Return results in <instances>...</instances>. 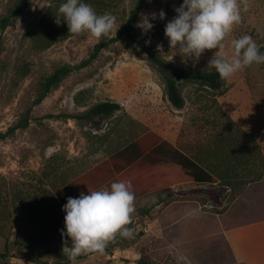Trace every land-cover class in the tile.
<instances>
[{"label": "rangeland", "instance_id": "374dc122", "mask_svg": "<svg viewBox=\"0 0 264 264\" xmlns=\"http://www.w3.org/2000/svg\"><path fill=\"white\" fill-rule=\"evenodd\" d=\"M63 2L27 0L2 28V18L16 0H0V132H9L0 139V264L69 261L62 251L65 240L60 231L65 212L55 192L87 169L82 157L88 154L90 143L114 130L112 119L97 125L82 117L102 101L121 102L131 96L139 134L156 129L217 172L230 176L229 186L219 184L218 202L208 194L190 196L205 209L228 207L240 187L264 178V64H253L222 80L217 90L181 80L185 105L178 108L168 99L157 66L135 41L122 38L37 101L47 76L66 63L89 59L95 45L115 36L141 0H86L98 14L116 17L114 30L99 41L89 33H49L48 25L56 23ZM182 2L146 0L139 20L142 13L161 9L167 16L156 20L147 35L137 28L138 36L179 68L212 70L208 62L216 49H206L193 65L191 59L185 61L169 47L165 24L176 15L174 6ZM238 2L241 21L224 41L229 58L233 38L251 35L258 46L264 44V0ZM149 38L151 44L145 43ZM158 43L163 44L162 52L157 51ZM25 119L29 125L19 127ZM100 129V133L94 131ZM175 192L168 200L185 198ZM147 201V197L134 201L135 210L125 226L129 236L117 233L102 252L83 254L76 264H137L142 252L150 253L155 264H264V190L237 227L181 245L161 238L157 214L163 204L134 222L137 209ZM145 225L151 230L144 231ZM67 243L71 246L70 238Z\"/></svg>", "mask_w": 264, "mask_h": 264}, {"label": "trees", "instance_id": "16d2710c", "mask_svg": "<svg viewBox=\"0 0 264 264\" xmlns=\"http://www.w3.org/2000/svg\"><path fill=\"white\" fill-rule=\"evenodd\" d=\"M26 1L16 0L11 12L2 18V28H6L12 18L18 15ZM145 1L141 0L137 11L118 29L115 36L95 45L89 59L80 64L66 63L47 76L41 82V95L37 101H41L53 88L59 86L68 74L88 66L103 49L122 38H130L135 41L147 54L150 61L157 66L165 80L168 99L174 106L181 108L185 105L181 80L198 83L214 90L220 89L223 81L215 69L179 68L140 40L136 23ZM61 20L63 21V18ZM47 30L56 35L71 34L66 22L54 25L50 23ZM260 51L264 52V44L260 45ZM1 52L2 43L0 40V55ZM120 108L121 104L118 102L102 101L93 105L82 117L94 121L95 117L110 116ZM28 125L29 121L25 119L19 127ZM8 135L9 132H0V139H4ZM118 180L131 181L135 199L152 195L144 206L137 209L138 220L143 216L150 215L154 209L163 204L157 214V221L160 225L161 238L171 245H181L237 227L247 217L252 204L264 190L263 177L252 180L244 187H240L238 192L233 195L230 205L223 209H205L202 207L201 201L195 199L168 200V197L173 196L176 185L192 181L197 185L191 190L192 192L208 194L218 202L221 183L229 186L231 178L226 172H217L214 166L212 168L206 165L196 155L179 149L158 132L148 130L109 158L60 186L55 195L59 203L64 205L68 196L78 197L82 191L87 193L89 189L99 190ZM82 257L84 256L81 255L78 258ZM154 261L150 253L142 252L137 264H155Z\"/></svg>", "mask_w": 264, "mask_h": 264}, {"label": "clouds", "instance_id": "9594fccd", "mask_svg": "<svg viewBox=\"0 0 264 264\" xmlns=\"http://www.w3.org/2000/svg\"><path fill=\"white\" fill-rule=\"evenodd\" d=\"M174 11L176 15L165 24V36L170 49H175V54H180L185 61L191 59L195 65L206 49H216L208 67L214 68L225 81L253 64H264V52L251 35L231 40L230 58L224 51L226 37L241 21L238 0H183L174 6ZM58 13L57 24L66 22L70 33H89L97 41L115 28V16L98 14L86 0H64ZM166 16L163 9L158 13H142L136 27L147 35L154 28V22ZM145 43L151 44V39ZM156 47L158 52L163 51L162 43ZM134 201L131 181L123 180L113 181L99 190L82 191L78 197L68 196L62 205L65 217L60 231L65 240L62 251L70 264H76L83 254L102 252L117 233L129 236L130 229L125 226L135 210Z\"/></svg>", "mask_w": 264, "mask_h": 264}, {"label": "crops", "instance_id": "0c3cea01", "mask_svg": "<svg viewBox=\"0 0 264 264\" xmlns=\"http://www.w3.org/2000/svg\"><path fill=\"white\" fill-rule=\"evenodd\" d=\"M118 103L121 104V108L117 109L112 115L97 116L94 118V121H92L93 123L98 122V123H95L97 125H100V124L102 125V122H107L109 119H112L114 130L109 132L110 134L109 135L107 134L105 138L103 139L98 136L97 141H95L94 144L93 142L90 143L88 154L82 157V164L85 167H87L85 171L91 169L92 167L100 163L101 161L109 158L112 154H114L115 152L121 150L122 148L130 144L131 142L139 138V136L143 135L148 130H154L158 132L166 140H168L169 142L177 146L179 149L186 151L183 147L177 144L176 139L174 140L170 139L169 137L165 136L163 133H161L160 131L156 129H147L146 131L139 134L137 131L138 120L133 114V104H132L131 96L130 98H127L126 100L118 102ZM101 130L102 129L94 130V131H97L98 133ZM94 145H96V147H94ZM197 158L201 159L200 156H198ZM195 184L196 183L192 181L180 183L174 187V192L172 195L176 194L175 192V189H176V191L179 194H182V196H185V198L183 197V199L197 200L196 198L190 197L194 194H198V193H194L191 191L192 189L195 188L196 186ZM183 191H185L186 193L183 194L182 193ZM151 196L152 195L143 196V197H147V199L149 200ZM143 197L136 198L135 200L143 198ZM210 201L211 199L209 198L207 202H210Z\"/></svg>", "mask_w": 264, "mask_h": 264}, {"label": "built area", "instance_id": "2783aa9c", "mask_svg": "<svg viewBox=\"0 0 264 264\" xmlns=\"http://www.w3.org/2000/svg\"><path fill=\"white\" fill-rule=\"evenodd\" d=\"M137 220H138V218L135 219L134 222H137ZM142 229H143L144 231H150V230H151V229H150V226H148V225L143 226Z\"/></svg>", "mask_w": 264, "mask_h": 264}]
</instances>
